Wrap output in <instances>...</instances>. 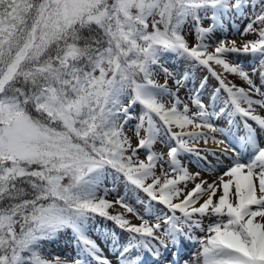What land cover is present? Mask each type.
Segmentation results:
<instances>
[{
    "label": "snow or ice",
    "instance_id": "snow-or-ice-1",
    "mask_svg": "<svg viewBox=\"0 0 264 264\" xmlns=\"http://www.w3.org/2000/svg\"><path fill=\"white\" fill-rule=\"evenodd\" d=\"M261 113L264 0H0V264H264Z\"/></svg>",
    "mask_w": 264,
    "mask_h": 264
},
{
    "label": "rangeland",
    "instance_id": "rangeland-1",
    "mask_svg": "<svg viewBox=\"0 0 264 264\" xmlns=\"http://www.w3.org/2000/svg\"><path fill=\"white\" fill-rule=\"evenodd\" d=\"M246 23H247L246 20L245 21L236 20L235 21L234 28L235 29H239V30L242 31L244 29V27L246 26ZM234 28L231 27V26H229V24L226 22L225 23V27H224V35H227V34L230 35L231 37L237 39L238 40L237 41L238 43L242 39H252L253 38L251 35L241 37L240 35H238L237 31L234 30ZM189 42L191 43V37H189ZM168 64H172V65H177L178 64L180 67H186V65L180 63L176 59H170L168 61ZM193 73H194V79L198 82L201 78L199 77L198 73L195 72V69H193ZM156 78H157V80L160 83H163L164 82V76H163V74H159ZM235 79L237 81H234V82L237 85L243 86L242 81H240V79L238 77H236ZM169 84H171V81H169ZM179 95L181 97H185V92L182 90ZM205 99H207V96L205 97ZM258 111H259V109H258ZM261 114H264V113H261ZM128 134H129L130 137H133V143L135 144L134 132H129ZM212 147H215V145L209 144V145H206L205 149L206 148H212ZM165 151H167V148L164 146L162 148V152H165ZM141 158H143V157H141ZM205 178L206 179H211V177H208V176H206ZM130 202L133 203V204H136V200L135 199L131 200ZM136 206L139 207L138 204H136ZM121 209L122 208H120L119 205H114L113 209H110V211L111 212H116V211H119ZM134 221H135L136 224H139L140 223L139 219H137V218H134ZM47 248H48V250L51 253H53L55 255H58L60 257H69V258H71L75 254L74 247H73L72 243L69 241L68 237L65 236V235H61L54 242V244H48L47 245ZM107 252H108V250L106 248V253Z\"/></svg>",
    "mask_w": 264,
    "mask_h": 264
},
{
    "label": "trees",
    "instance_id": "trees-1",
    "mask_svg": "<svg viewBox=\"0 0 264 264\" xmlns=\"http://www.w3.org/2000/svg\"><path fill=\"white\" fill-rule=\"evenodd\" d=\"M161 148H162V145L160 144H156L155 146H154V151H156V152H158V153H160V151H161ZM126 217L128 218V216L126 215Z\"/></svg>",
    "mask_w": 264,
    "mask_h": 264
}]
</instances>
